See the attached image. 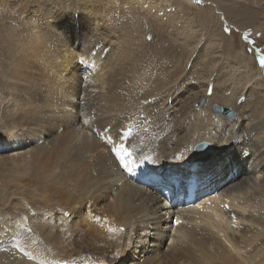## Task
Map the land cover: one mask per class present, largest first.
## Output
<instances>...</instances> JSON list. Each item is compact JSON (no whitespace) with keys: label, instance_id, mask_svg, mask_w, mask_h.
<instances>
[{"label":"bare ground","instance_id":"obj_1","mask_svg":"<svg viewBox=\"0 0 264 264\" xmlns=\"http://www.w3.org/2000/svg\"><path fill=\"white\" fill-rule=\"evenodd\" d=\"M181 1L180 4H185L188 8H190L191 1L193 2V0ZM246 2L247 4L244 3L243 6L240 4V8L237 9L228 7L237 11L238 22L240 21L237 22V25L234 21L232 24L239 30L247 28L263 29L264 0H246ZM220 10L222 11V9ZM201 15L202 20H199L203 23L213 22L219 32L224 29L218 19L211 15L208 8H203ZM225 15L227 16L226 19L232 21L228 12H225ZM247 24L252 26L247 27ZM213 31L211 35L214 34ZM12 35H0V70L3 65H6V60L12 58L13 55L14 60L10 64L14 63L13 67L9 69L10 65H7L9 70L3 75L8 85L11 86L10 89L14 91L11 100H15V102L9 104L19 103L23 107H19L20 109H17V112H14L15 114L8 116L9 119L10 116H14V118H11V120L13 119L12 123L16 125H13V129L19 127L22 130L33 126L42 131L39 139L32 137L31 140L26 139L27 142L25 141L23 144H19L15 132L12 133L9 128L6 134L2 131L7 140L14 141L11 156L16 161L18 159L21 162L22 157H28L32 151L29 152L30 154L24 152V150L20 152L21 147L19 148V146L35 145V148H40L42 155L43 152L47 154L44 167L50 174L53 173L55 168L61 172L62 167L71 168V165L76 166L87 159L89 162V176L79 175L80 167L79 169L77 166V168L75 167L79 170V173H77L79 177L73 176L78 179V183L75 185L76 190H81L82 195H87L90 198L87 197L89 205H96V208L100 206L98 212L104 209V216H102L104 223L99 218L98 220H101V222L94 223L92 221L95 217L92 218L93 214L91 215L92 220L90 217L88 219L84 216L85 218H82L79 222L82 233L86 231L84 234H87L88 231L96 237L95 239L99 241V244L101 242L100 248H94L95 252L92 250L93 252L90 251L89 253V249L83 243L81 244V241L78 242L81 244L78 253L74 251L78 255H73V251H71L70 258L71 256L76 257L72 259L64 258V260L58 259V261L56 259L57 262L52 261V264H58L59 262L64 264H100L101 260L103 262L101 264H264V116L261 119L256 116L258 115L256 114L257 110L263 108H261V102L262 99L264 100V94H262L264 83L256 81L257 79L254 80V75L249 69L251 60L243 55L242 51L236 53L234 51V56L231 57L237 62L233 69L236 70L235 84H237V89L241 82L250 84L254 80L257 83H254L250 92L240 90L239 97H244L247 92L251 95L248 97L246 105L242 106L241 104L237 107L238 111L242 112L241 115H237L239 118L237 120L240 121H236V119L229 121L224 114L213 113L215 116L212 115L211 107L214 102L220 103L217 104L219 107L226 106L225 108H230L227 105L231 104L232 101L230 98H226L227 96L222 98L219 95L220 98H218V94L216 96L213 90L210 98L204 104L206 106L205 114L204 111L202 112V108L193 112L189 106L190 101L176 97L178 92H173L171 87L162 93L161 90L157 89L160 93L158 97L146 101L144 94L149 88L147 86L124 85L118 79L116 81L114 76H112L113 80L112 77L110 78V84L103 83V78L98 73L90 77V73L100 71V69H97L96 60L102 57L103 50H106L105 45L106 43L110 44V41L106 40V42L99 37L91 40L88 38L89 36L86 37L84 34L75 36L72 33L71 36H65L58 31L55 35L62 38V43L58 49L49 50L50 47L48 44V49L47 43L53 38L42 36L43 32L42 35L23 40L19 35L15 37H12ZM227 39L232 40V38ZM48 40L49 42H47ZM126 40L128 39L126 38ZM240 45L239 48L243 46ZM72 47L77 48L79 54L73 53ZM167 53L165 54L170 55L169 51ZM139 58L141 59V57ZM165 58L169 57L166 56ZM186 58L188 59V57ZM77 60L82 64L80 69L83 68V73L88 74V76L81 73V75L75 74V71L72 75L73 68L78 65ZM112 65L114 66L113 62ZM87 67L90 68L89 71H87ZM209 74L211 75V73ZM220 78L222 79V77ZM0 82L4 83L1 79ZM222 83H225V81ZM167 87L169 88V85ZM191 92L193 93V91ZM163 93L166 98H164L163 103H160L158 101L163 99ZM187 98L189 99V97ZM194 99L198 101L200 98L196 97ZM139 101L141 105L137 107ZM169 101L170 105L168 104ZM131 102L133 105L129 106ZM232 107H236L235 101L232 103ZM2 114L4 113L2 112ZM9 119L6 118L7 121ZM98 123L102 127V132L107 133L91 132L88 129L90 125ZM53 128L56 130L52 134H47ZM169 129H171V132H168ZM60 130L62 132L58 134ZM105 141L108 142L105 143ZM202 141L211 146L213 158L206 163L197 162L196 164L204 166L203 169H196L191 172L190 168L187 169L188 164L186 163H194L192 151ZM237 142H240L239 147L236 146ZM12 143L8 144L13 146ZM112 149L122 150L112 151ZM242 152L247 153V155H242ZM4 156L2 155V159ZM40 158L43 157L40 155ZM2 159L0 158V160ZM121 159L126 163V168L121 167ZM217 159L218 161H216ZM5 160H3L4 164L8 162L7 159ZM9 160L11 161L12 158ZM24 160L26 159L24 158ZM42 161L44 160L42 159ZM212 164L214 168L209 169ZM216 167L218 169L214 171ZM73 168L72 172H74ZM85 168L87 170V167ZM46 173L48 174V172ZM69 173L71 175V172ZM158 175H161V177ZM68 179L70 178L66 180ZM190 179L196 181V194L197 196L200 195L197 204L192 206L185 202L186 183ZM70 184L74 183L70 182ZM66 186L68 185L65 184ZM78 193L76 194L78 195ZM63 194L67 196L66 200L63 199V202H65L69 197V193L62 192ZM74 195L73 198H75ZM72 200L74 201V199ZM76 200L77 204L82 201L81 199V201ZM68 204L67 202L66 204L63 203V206ZM85 208H88L87 204H85ZM66 209L63 211L67 212L68 209ZM85 214L88 215V213ZM166 241L169 243L164 250L163 245ZM4 242L0 245L4 246L5 251L8 252L9 246L4 245L6 243ZM93 244L95 243L93 242ZM11 250L10 248L9 251ZM91 253L94 256L90 257ZM5 257L7 258V256ZM15 258L12 259L10 256L13 262L17 260L18 256ZM19 259L21 260V258ZM27 259H25L26 262L20 264H31L32 261L30 262ZM36 259L38 260V257ZM134 260L137 263H134Z\"/></svg>","mask_w":264,"mask_h":264},{"label":"rangeland","instance_id":"obj_2","mask_svg":"<svg viewBox=\"0 0 264 264\" xmlns=\"http://www.w3.org/2000/svg\"><path fill=\"white\" fill-rule=\"evenodd\" d=\"M169 2L170 0L168 1V3L167 0H62V4L60 6H54L53 0H0V35L6 34L11 36L13 34L12 37L19 35L20 38L23 40L25 38H33L34 36L42 35L43 32L42 36H47V37L49 36V38L51 39L53 38V35L59 31L63 33L65 36H71V34L74 33L75 36L80 34H84L86 37L89 36L88 38H90L91 40H93V38L95 39V37L102 38L105 41L106 40L110 41V44L106 43L105 45L106 48L104 47L106 50H103L104 52L102 53V57L96 60L97 69H100V71L97 72L94 71L90 73L91 74V75L89 74L90 77L98 73L99 76L101 75V77L103 78V83L110 84L111 79L113 80L115 78V80L118 79L119 82H121V84L124 85L132 84L134 86H147L149 88L145 91L144 94L145 95L144 99L146 101L156 99L158 97V94H160L159 93L160 90L162 93L163 91L165 92L169 90L171 87L173 92L175 93L178 92L176 93L177 94L176 97L190 101L189 106L190 109L193 110V112L194 111L196 112L202 108L203 109L202 112L204 111L205 114H206V106H204V104H206L207 100L210 98V95L213 90L216 96L218 94L217 96L218 98L220 97L225 98L227 96L226 98H230L232 100L230 102L231 104L227 105V107H230L231 109L233 108L232 110L235 113V117L234 119H232V121L235 119L236 121H240L237 120L238 118L237 115H241L242 112L240 110L238 111L237 107L240 106L241 104L242 106L246 105V101H248V97L251 95V93L249 94L248 92L252 90V87L256 81L264 83V66L261 65L259 59V57H264V28L263 29L257 28L255 30L253 28H247L245 30H239L237 29L236 26L232 24L234 21L237 25L240 21L238 22L239 17L238 14L236 13L237 11L231 10L230 8L232 7L233 9L235 8L237 9L240 4L242 6L244 3L247 4L246 0H217V1L199 0V2H197V0H193V2L191 1V4L189 5L190 8L186 7L185 4L184 5L180 4V2H182L181 0H172L170 3ZM179 5L181 6L179 7ZM226 5L228 6L226 7ZM203 8H208L211 15L214 18L216 17L218 19V21L224 28L223 29L224 32L223 30L221 32H219V30L217 31V27H215L213 22L210 23L204 22L206 24L205 25L202 21H200L202 20L201 14ZM218 8L222 9V11ZM223 9L224 11L226 10L225 12L229 13V17L232 21L226 19L227 16L225 15ZM202 26L204 28L206 26L205 28L206 30ZM250 26L252 25L247 24V27ZM225 29H227V31ZM212 30H214L213 31L214 34L211 35ZM92 33H94L93 34L94 36L92 35ZM123 37L124 39H122ZM125 37L128 40H126ZM227 38H232V40H229ZM12 39L16 40L17 38H12ZM167 40L169 41L170 44L168 43ZM51 41L50 42L49 40L47 41L49 42L47 43V47L48 44L50 47V49L49 47L48 49L49 50L58 49V47H53ZM161 43L162 45L165 46L160 45ZM182 44L185 45L183 46ZM240 44H242L243 46L239 48V46H241ZM76 49L77 48L74 47L71 48V50H74L73 53H76L77 55L79 54V52ZM168 51L170 55H166L168 54L167 53ZM234 51L235 53L242 51L244 53L243 55H246L249 58V60H251V65L249 69L252 75H254V80L257 79L256 81L253 80L252 83L250 84L248 83L244 84L241 82L240 85H238V89H237V84H235L236 70H233L237 65V62L231 59L232 55L234 56ZM210 55H212L213 57H211ZM166 56L169 58H165ZM139 57H141V59ZM186 57H188V59ZM130 59L132 60L135 59V60L132 61ZM13 60L14 59L12 55V58H8L6 60V65L5 66L3 65V68L0 70V79L4 81V83L0 82V105L2 106V107L0 106V134L2 133L3 135H5L9 130L12 133L15 132L16 134L19 127H16L15 128L16 130L12 128L14 127L13 125L15 124L12 123L13 119L11 120V118H14V116L13 117L10 116L9 119L8 115H12L14 112L16 113L17 109L23 107L19 103H14L15 105L14 104L10 105L13 102H15V100H11L14 91L10 89L11 86L8 85L6 78L3 75L5 72H8V70L13 67L14 63L10 65L11 61L13 62ZM77 61L79 66L76 65V67L73 68V71L71 72L72 75L74 73L78 75L80 73L84 74L83 68L80 69L82 64L79 62V60ZM112 62L114 63V66L112 65ZM7 65L8 66L10 65L9 69ZM86 69H88L87 71H89L90 68L87 67ZM145 69H147L148 71ZM212 70L214 73L212 72ZM87 71L86 73H88ZM209 73H211L212 76ZM84 76H88V74H84ZM112 76H114V78ZM144 76L147 78H145ZM220 77H222V79ZM224 81L225 83H222ZM172 84L173 86H171ZM167 85H169V88L167 87ZM209 89H211V91H209ZM190 90L193 91V93ZM240 90L241 91L244 90V92L246 90L248 91L246 94L247 98L246 95L244 97L243 96L239 97ZM125 93H127V91H125ZM262 94H264V91H262ZM201 95H203L204 97H202ZM219 95L221 96L219 97ZM187 97H189V99ZM196 97L200 99L198 101H195L196 99L194 98ZM5 98L6 100H4ZM164 98H166V96H164L163 99H161L158 102L163 103ZM234 101L236 102V107H232V103ZM215 103L216 102H214L213 104ZM2 104L5 106H3ZM18 104L19 106H17ZM168 104L170 105V101L168 102ZM261 104L262 105L264 104L263 99ZM132 105L133 103L131 102L129 106ZM140 105L141 102L139 101L137 107H139ZM262 105L261 108L262 107L263 108L260 110L258 109L256 112V114H258L256 116L259 119H261L264 116V105L263 106ZM6 106L8 107V109ZM13 106H15V108H13ZM235 108L237 109V111ZM2 112L6 115L2 114ZM259 113H261L260 116ZM3 115L6 117H4ZM212 115L215 116L213 112ZM6 118H8L9 120L7 121ZM93 125H90L88 127V129L91 132L96 131L101 133H107L105 131L102 132V127L99 125V123ZM61 132L62 131L60 130L58 134H60ZM168 132H171V129H169ZM25 141L26 139H19V144L20 143L23 144ZM12 144L13 146H10V144H8L7 142L0 144L1 147L0 158L2 159V155L3 156L5 155L3 159L0 160V162L2 161V163L0 164V244L3 241H5L6 243L4 242L5 243L4 245L9 246L8 252H6L5 247L0 245V252H4V253H0V258L2 259V260L0 259V264H9V262L10 264L13 263L20 264L22 262H26L25 260L26 258H28L30 262L32 261L31 264L32 263L36 264V262L37 264H49V263L52 264L53 262H57L58 259L64 260V258L72 259L76 257L78 255V254L76 255V253H78V250L82 243L84 244L85 247L89 249V253L90 251L95 252L94 248L95 249L100 248L101 242L99 244V241L95 239L96 237H94L91 233H88V231L87 234H84L86 233V231L82 233L81 227L79 225L80 224L79 222L82 218L88 217V219H90L92 214H93L92 218L93 216H95L93 220L91 218V220L94 223L101 222V220H98V218L102 219V222L104 221V218L102 217L104 216L103 213L104 209L101 208L103 210H100L99 213L98 210L100 209V206L96 208V205L93 206L89 205L87 203L88 196L82 195L81 190L80 191L76 190L75 185H77L78 179H75V177L73 176H78L77 173H79V170L82 171L85 167H87V170L86 168L84 169L83 171L84 173L83 172L81 173V171L79 173V175L84 174L87 177L88 163H89L87 159L82 161L83 164L81 163L76 165L78 169L80 167L79 170L76 169L77 168L76 166L71 165L72 166L71 168L62 167L61 172L60 170L55 168V170L57 169L58 171L54 170L53 173L50 174L49 171L46 169V167H44V163L47 160V154L46 153L44 154L43 152L42 155L40 148L39 149L35 148L36 147L35 145L19 146V148L21 147L19 150L20 152H23V150L24 152H28V153L32 151L33 154L32 152H30L31 154L30 153L29 154L32 156L27 154L28 157L27 156L22 157L21 162L20 160L17 159V161H19L17 163L14 157L11 156L13 154L14 142ZM112 153H111V157H112ZM40 155L43 158H40ZM212 155L210 159H208L207 161H202L200 163H206L210 161L213 158ZM8 157L12 158L11 160L12 162L9 160L10 158ZM4 158L8 160V162H6L7 164L3 163L4 162L3 160H5ZM24 158L26 160H24ZM13 159L16 161V163L15 161L13 162ZM42 159L44 161H42ZM84 161L86 162V164ZM216 161H218V159ZM11 166H13L14 168ZM20 166L24 168L22 169ZM212 166L213 164L209 167V169H213L214 167ZM203 167H204L203 165H200L196 169L202 170ZM65 168L68 170H66ZM72 168L74 172H72ZM189 168L190 165H188L187 169ZM217 169L218 168L216 167L214 171H216ZM64 170L65 172H63ZM46 172H48V174ZM62 172L64 173V175ZM69 172H71V175H69L70 174ZM225 174H223V176H225ZM158 176L161 177V175ZM67 178L70 179L66 180ZM70 182L74 184H70ZM64 183L70 187L66 186L67 187L66 188ZM226 183L227 182L225 181V184ZM72 186L75 187L73 188ZM54 189L55 190L57 189L56 192ZM68 189L70 190L68 191ZM62 192L63 193L65 192L67 194L69 193L68 198L70 199L67 198V201L63 202V199L66 200L67 196L66 194L62 195ZM75 192L78 193V195ZM59 194L61 196V199L60 196H58ZM73 195L75 196V198H73ZM76 195L77 198L79 196L78 200H76L77 199ZM72 199H74V201ZM75 200L81 201L78 202V204L80 203L79 207L78 204L75 202ZM61 202L65 204L66 202L69 203L68 205L70 207L68 205L63 206V203L61 204ZM70 203L71 204L75 203V204L71 205ZM85 204L88 205V208H85ZM61 206L64 209H61L62 208ZM65 209L67 210L68 214L66 211H63ZM70 209L73 210L71 211ZM85 213H88V215ZM69 218L70 220H68ZM75 222L77 225L75 224ZM70 227H72L73 229ZM82 236L84 237L81 238ZM87 237L88 239L91 238L89 239L90 241L87 239ZM78 238L81 239L79 240ZM86 241L89 243V245ZM78 242L79 243L81 242V244H79ZM93 242L95 244H93ZM168 243H169L168 241L164 243L163 245L164 250L166 249L165 246H167ZM76 245H78L79 247H77ZM10 248L12 249L11 251H9ZM15 249L18 250L16 251ZM71 251H73V255L76 256L74 257L71 256L70 258V255H72ZM74 251H76V253ZM8 254H10L9 257ZM13 254H15L16 256ZM32 255L33 257H31ZM5 256H7V258ZM10 256L12 259H14L15 257L17 258V256L18 258L16 261L14 260L13 262V260L10 259ZM35 256L38 257V260L36 259ZM92 256H94V254L91 253L90 257ZM19 258H21V260ZM100 262L103 263L102 260ZM133 262L137 263V261L135 260ZM58 264H64V263L59 262Z\"/></svg>","mask_w":264,"mask_h":264},{"label":"snow or ice","instance_id":"obj_3","mask_svg":"<svg viewBox=\"0 0 264 264\" xmlns=\"http://www.w3.org/2000/svg\"><path fill=\"white\" fill-rule=\"evenodd\" d=\"M197 2H199V0H197ZM53 4L54 6H60L62 4V0H53ZM227 31V29H225ZM53 47H59L62 43V38L58 35H53V39L51 41ZM261 65L264 66V57H259ZM209 91H211V89H209ZM56 129L53 128L50 132H47V134H52V132H54ZM41 129L39 128H34L33 126H29L27 128L24 129H18L16 132V139H29L31 140L32 137H36L37 139L40 138V134H41ZM46 131V130H45ZM12 143L14 142L13 140H7L6 137L3 134H0V144L3 143ZM34 142V141H32ZM108 141H105V143H107ZM236 146L239 147L240 146V142L236 143ZM203 147L202 145H198L197 148H201ZM122 149H112V151H119ZM242 155H247V153L242 152ZM121 167L126 168L127 165L126 163L121 159ZM130 170V169H129ZM67 215V214H66Z\"/></svg>","mask_w":264,"mask_h":264},{"label":"water","instance_id":"obj_4","mask_svg":"<svg viewBox=\"0 0 264 264\" xmlns=\"http://www.w3.org/2000/svg\"><path fill=\"white\" fill-rule=\"evenodd\" d=\"M212 111L214 114H224L229 120L235 117V113L234 111H232V109L219 107L217 104H213ZM198 145H202L203 147L197 148ZM211 155H212L211 146L207 142L202 141L194 147L192 151V160L194 163L200 161H207L208 159L211 158Z\"/></svg>","mask_w":264,"mask_h":264}]
</instances>
